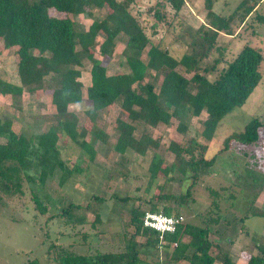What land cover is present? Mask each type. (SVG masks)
Wrapping results in <instances>:
<instances>
[{"label":"trees","instance_id":"trees-1","mask_svg":"<svg viewBox=\"0 0 264 264\" xmlns=\"http://www.w3.org/2000/svg\"><path fill=\"white\" fill-rule=\"evenodd\" d=\"M215 0H204L205 24L199 26L190 54L179 58L173 56L169 46L162 45L161 39L151 40L138 17L132 12L134 0H0V53L12 48L17 58L18 82L13 83L0 77V93L10 94L15 99L22 95L24 89L29 91H48L55 108L48 128L27 137L13 129V122L0 116V192L12 195L21 192L22 181L37 183L40 187L52 177L57 169L62 173L59 185H63L74 171L68 170L61 157L58 141L71 140L76 143L90 160H94L96 150L91 139L106 143L109 134L101 129L98 122L99 111L108 109L118 103L127 119L117 118L118 131L114 150L124 153L131 149L140 155L151 153L149 165L150 181L162 171L173 172L178 164L181 172H192L193 181L186 192L179 197L184 203L190 198L191 188L200 173L208 171L215 162L218 153L231 149L236 143L250 144L259 139L260 129H264V117H253L243 131L229 134L222 141V147L211 158L205 153L212 140L219 121L228 112L242 106L262 78L260 65L264 59L261 49L246 42L239 52L217 70L223 61V49L210 62L209 57L220 32L231 34V23L237 17L243 22L255 14L260 22L264 15L258 13L263 0H241L230 14L216 13L213 10ZM186 0H158L147 9L155 17L154 28L167 18L165 9L177 16ZM104 8L105 15L94 18L87 28L77 30L74 20L69 15H91L89 8ZM50 9L65 16H53ZM172 25V21L167 22ZM168 25V26H169ZM170 28L168 27V30ZM155 34V32H154ZM126 37L122 55L129 71L107 73L103 62L95 57L94 46L101 36L99 52L111 56L116 38ZM146 53L147 59L141 55ZM87 58L90 65V85L86 89V98L91 106L84 111V119L69 109L71 104L83 101V83L81 78L82 59ZM179 67L190 77L182 74ZM216 72V76H209ZM147 76L152 81L147 80ZM153 81H159L156 91ZM207 112L201 132L190 136L183 142L171 140L168 149L175 156V163L162 167V160L156 152L159 141L143 132L135 137L136 124L142 122L150 127L169 124L172 118L179 121L177 128L186 130L183 117L189 112L198 117L202 111ZM34 171V173H31ZM211 208L208 210L204 225L183 221L174 233H166L165 241L158 247L157 233L142 226V217L146 211H160L167 215H181L162 202L168 195H158L157 202L151 203L147 210L141 206L133 207L130 212L129 225L133 233L124 238L120 250L96 251L93 254H80L73 246L51 242L46 254L54 264H153L142 247L158 249L164 254L166 264H214L215 257L211 250L215 247L210 238L211 226L219 223L218 201L234 200L235 191L231 186L209 189ZM35 206L41 213L46 212L44 204L33 194ZM97 202L104 197L92 195ZM116 200L127 202L129 196ZM255 197L241 219L249 215L263 218L264 208L257 207ZM162 204V209H159ZM90 208L69 202L60 207L56 216L64 219L65 224L81 223L83 217L75 215V209ZM212 213H216L213 215ZM53 215L49 216L51 218ZM54 217V216H53ZM240 225L241 230L245 227ZM100 221L99 212H95L93 224ZM137 236L144 238L143 243ZM85 238L86 235L84 234ZM173 243H176L174 246ZM257 252L248 257L246 264H264V244L256 245ZM26 264H40L38 258L28 260ZM156 264H161L156 261ZM222 264H237L228 253L222 256Z\"/></svg>","mask_w":264,"mask_h":264},{"label":"rangeland","instance_id":"rangeland-1","mask_svg":"<svg viewBox=\"0 0 264 264\" xmlns=\"http://www.w3.org/2000/svg\"><path fill=\"white\" fill-rule=\"evenodd\" d=\"M158 0H134L132 12L138 17L151 40L169 46L173 56L179 58L183 54L192 52L195 32L200 25L205 24L204 0H186L180 13L173 16V11L167 7V18L159 22L154 28L155 17L147 9ZM241 0H215L213 10L216 13L230 14ZM91 15H69L77 30L87 28L92 19L105 15L104 8H89ZM258 13L264 15V0L259 4ZM53 16H65L50 9ZM172 21V25L169 23ZM169 25V26H168ZM168 27L170 28L168 30ZM155 32V34H154ZM231 34L220 32L214 48L209 57L210 62L219 55V48L223 49V61L218 65V70L226 66L242 48L250 41L254 47L261 49L264 57V21H258L255 14L241 22L237 17L231 23ZM102 37H97L94 46V55L99 58L107 68V73L117 71L128 72L129 67L122 51L125 48L126 37L119 35L111 56L101 55L99 44ZM142 60L147 59L144 52ZM81 78L83 83V101L71 104L80 121L84 119V111L91 106L87 100L86 89L90 85V61L82 59ZM179 71L190 77L183 67ZM216 72L209 76L213 79ZM262 78L242 106L235 107L219 121L214 136L208 144L206 158H211L222 147L226 136L234 132L243 131L245 125L253 117H264V59L260 65ZM0 77L17 83V58L12 48L3 49L0 53ZM147 80L152 81L147 76ZM159 81H153L156 91ZM55 108L51 103L48 91H29L24 89L21 96L15 99L10 94L0 93V116L13 122V129L29 137L48 128L52 121ZM207 112L204 110L198 117L191 116L188 112L183 117L186 130H179V121L172 118L169 124H158L150 127L142 122L136 124L135 137H140L143 132L150 134L159 141L156 152L162 160V167L175 163L174 154L167 148L171 140L183 142L190 136L199 134L203 128V120ZM117 118L127 119L125 112L115 103L108 109L99 111L98 126L109 134L106 143L91 139L96 150L94 160L71 140L61 139L58 148L64 165L68 170L81 168L74 171L63 185H59L62 173L57 169L55 174L46 180L40 187L37 183L22 181L21 192L5 195L0 192V264H26L28 260L38 258L40 264H54L46 254L49 243L56 242L62 245H72L73 250L80 254H93L96 251L120 250L124 245V238L133 233L129 225L130 212L133 207L141 206L147 210L151 203L157 202L158 195L163 197L162 202L174 210H178L184 221L204 225L209 209H216L215 203L211 208L209 189L231 186L235 191L234 200L218 201V213L221 216L219 223L211 226L210 238L215 247L211 250L215 257L214 264H222L224 253L231 254L234 243L236 249L243 252V257L257 252L256 245L264 244V221L260 216L249 215L244 220L245 211L250 200L255 197V205L264 208V129H260L259 139L250 144L236 143L231 149L218 153L215 162L208 171L200 173L191 188L190 198L181 203L179 197L186 192L192 183V172H181L176 163L173 172L168 175L160 171L157 177L150 181L149 165L151 153L140 155L127 149L124 153L114 150L118 131ZM0 141L3 139L0 137ZM34 173V171H31ZM33 194L37 195L46 208L41 213L35 206ZM105 198L97 202L92 195ZM118 197L129 196L130 200L122 202ZM85 205L90 203V208L75 209V215L83 217L81 223L67 225L64 219L56 216L60 207L69 202ZM159 204V209H162ZM95 212H99L100 221L93 224ZM216 215V213H212ZM53 215L51 218L49 216ZM244 223L241 230L240 225ZM86 235L84 238L83 235ZM137 241L143 243L144 238L137 236ZM238 247V248H237ZM153 264L160 261L166 264L164 254L160 250L142 247ZM233 259V257H232ZM235 259V258H234Z\"/></svg>","mask_w":264,"mask_h":264},{"label":"built area","instance_id":"built-area-1","mask_svg":"<svg viewBox=\"0 0 264 264\" xmlns=\"http://www.w3.org/2000/svg\"><path fill=\"white\" fill-rule=\"evenodd\" d=\"M184 221L182 215H167L160 211H146L142 217V226L157 233L158 247L166 243L165 234L174 233L179 224ZM175 246L176 243H173Z\"/></svg>","mask_w":264,"mask_h":264},{"label":"crops","instance_id":"crops-1","mask_svg":"<svg viewBox=\"0 0 264 264\" xmlns=\"http://www.w3.org/2000/svg\"><path fill=\"white\" fill-rule=\"evenodd\" d=\"M237 248H238V247H237ZM230 250H231L230 252H231V254H232L231 257H233V260H234L237 264H246L247 259H248V257H249L250 255L247 256L246 258L243 257V252L237 250V249H236V246H234V243L232 244ZM255 253H256V251L253 252L252 254H255ZM211 254H212V253H211ZM252 254H251V255H252ZM234 258H235V259H234Z\"/></svg>","mask_w":264,"mask_h":264}]
</instances>
